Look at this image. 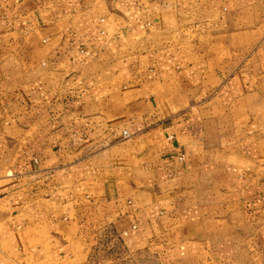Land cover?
<instances>
[{"label":"crops","instance_id":"crops-1","mask_svg":"<svg viewBox=\"0 0 264 264\" xmlns=\"http://www.w3.org/2000/svg\"><path fill=\"white\" fill-rule=\"evenodd\" d=\"M262 27L264 0H0V264H95L104 229L264 264Z\"/></svg>","mask_w":264,"mask_h":264},{"label":"rangeland","instance_id":"rangeland-1","mask_svg":"<svg viewBox=\"0 0 264 264\" xmlns=\"http://www.w3.org/2000/svg\"><path fill=\"white\" fill-rule=\"evenodd\" d=\"M260 33L262 39V37H264V27H262V31ZM97 246V251L92 257L95 264L99 261L101 262L100 264H176L177 262H180L177 251H158L156 248L150 249L142 256L138 253L136 256L127 257V255L124 254V250L120 248L119 237L114 233L110 235L108 229H104L100 232ZM205 257L206 253L198 252L195 261L197 264H200L199 262H201L202 259H205ZM197 259L199 261H197ZM107 260H112V262L105 263L104 261Z\"/></svg>","mask_w":264,"mask_h":264},{"label":"built area","instance_id":"built-area-1","mask_svg":"<svg viewBox=\"0 0 264 264\" xmlns=\"http://www.w3.org/2000/svg\"><path fill=\"white\" fill-rule=\"evenodd\" d=\"M101 21H103V19H102ZM123 136H124V138L128 139V138L131 137V134H130L127 130H124V132H123ZM180 159H181V160H184L185 157L182 155V156L180 157Z\"/></svg>","mask_w":264,"mask_h":264}]
</instances>
